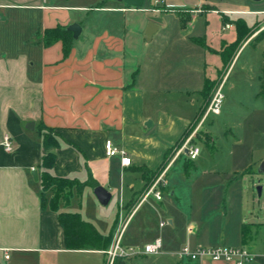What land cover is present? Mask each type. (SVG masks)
<instances>
[{
	"label": "crops",
	"instance_id": "0c3cea01",
	"mask_svg": "<svg viewBox=\"0 0 264 264\" xmlns=\"http://www.w3.org/2000/svg\"><path fill=\"white\" fill-rule=\"evenodd\" d=\"M164 3V12H151V0L139 10L119 0H0V264H103L102 252L119 217L129 214L145 189L142 170L160 171L166 153L193 128L206 106L204 83H217L222 53L237 37L232 22L242 20L248 28L264 22L261 2ZM212 22L221 25L220 33L233 28L234 40L227 42L210 30ZM71 24L82 33L78 39L70 33L66 55L61 41L42 44L43 31L66 30ZM149 24L156 29L147 41ZM213 57L221 62L215 75L208 69ZM29 124L32 130L26 128ZM211 124L206 122L198 134L205 129L211 136L205 128ZM44 130L53 132L57 146H42ZM6 136L10 152L2 145ZM106 141L126 152L129 167H122L118 156L106 157ZM211 143L213 148L204 147L214 151L212 136ZM48 155L54 158L49 170L53 177L86 183L82 192L87 189L97 203L93 189L102 187L110 194L104 207L116 199L110 226L99 216L85 219L69 211L73 196L82 192L72 191L68 205L61 203L58 209L79 214L100 236L110 237L106 249H66L57 213L41 204L40 165ZM198 158L189 160V166L174 163L162 201L142 204L125 229V246L142 248L160 238L162 254L120 264H231L178 260L174 254L184 246L244 247L254 256L251 264H264V207L259 200L249 198L230 179L190 182L186 198L177 191L175 167L182 162L188 177L197 170ZM235 173L233 167L223 172ZM203 174L215 178L220 173ZM51 197L49 193L47 199ZM184 203L187 213L181 221Z\"/></svg>",
	"mask_w": 264,
	"mask_h": 264
},
{
	"label": "rangeland",
	"instance_id": "374dc122",
	"mask_svg": "<svg viewBox=\"0 0 264 264\" xmlns=\"http://www.w3.org/2000/svg\"><path fill=\"white\" fill-rule=\"evenodd\" d=\"M236 1L239 3V0ZM258 8L264 9V0ZM162 12H164V9H162ZM212 24L210 30H216L222 39L227 42L234 40L235 33L233 28L220 33L219 27L221 25L214 22ZM257 29V32L263 31L264 22L261 25L259 24ZM263 49L264 42L256 47L247 45L238 53L230 65L226 84L223 88L224 100L221 105L220 115L209 117V123L212 124L205 127L209 128L208 131L214 140L215 150L210 151L204 147L213 148L211 136L204 129L193 141V144L200 145L198 147L200 155L196 161L197 170L185 177L182 171V162L184 164L186 162L192 164L193 162L182 157L177 159V161L182 162L175 167L172 179L173 184L177 186L179 194L182 197L185 196L183 198L187 197L186 186L190 182H222L230 179L235 180L237 182L236 187L243 189L249 198L259 200L260 205L262 206L263 204L264 207V174L258 173L264 153V101L257 97ZM208 65L209 73L215 75L216 68L221 66V62L218 58L213 57ZM223 73L224 71H221L218 77L219 80L223 77ZM216 84L214 87H216ZM191 129L190 127L186 136L168 152L166 161L175 156L178 149L185 143ZM232 167L236 173L225 176L223 172L231 171ZM204 171L207 173L214 171L220 174L214 178L212 175H204ZM258 188L263 189L261 197L258 194ZM86 190L78 197L73 196L69 211L81 213L85 219L87 217L91 218V216H99L110 226L116 211V199H113L107 207H101L94 200L91 193L88 195ZM67 194L68 189L64 188L62 196ZM184 207H186L185 203L182 204L179 211L181 221L184 220L182 214L186 215L187 213Z\"/></svg>",
	"mask_w": 264,
	"mask_h": 264
},
{
	"label": "built area",
	"instance_id": "2783aa9c",
	"mask_svg": "<svg viewBox=\"0 0 264 264\" xmlns=\"http://www.w3.org/2000/svg\"><path fill=\"white\" fill-rule=\"evenodd\" d=\"M165 10L164 0H151V7L147 11L162 12ZM264 14V11L261 12ZM227 29L228 26H225ZM230 67L224 71L223 77L219 80L214 87L210 99L207 105L198 115L193 128L190 131L185 143L178 149L175 156L166 162L164 168L157 174V176L151 181V183L145 187L136 206L129 212L128 215L121 218L119 217L115 231L112 235L109 247L102 252L104 256L103 264H120L123 261L147 256H159L162 254V241L160 238H156L152 243L144 245L142 248H136L131 246H125L123 244V235L125 229L135 213V211L144 203L153 199L156 202L162 201L163 189L167 185V173L175 160L182 157L188 160H195L200 153L198 146L193 144L196 135L204 128L206 122L209 121V117H216L220 115L221 105L224 100L223 88L226 84L227 75ZM4 151L10 152L12 150L11 140L6 136L3 140ZM105 155L107 158L118 156L122 167H129L131 165L130 158L124 150L114 147L111 141H106L104 144ZM264 159V153H263ZM166 225V222H160L159 227L162 228ZM178 260H187L189 262L201 263L205 261L209 262H225L231 264H251L254 262V256L244 247L229 248V247H211L203 248L198 247L191 249L187 246L182 247L178 252L174 254ZM5 259L8 256L5 255Z\"/></svg>",
	"mask_w": 264,
	"mask_h": 264
},
{
	"label": "trees",
	"instance_id": "16d2710c",
	"mask_svg": "<svg viewBox=\"0 0 264 264\" xmlns=\"http://www.w3.org/2000/svg\"><path fill=\"white\" fill-rule=\"evenodd\" d=\"M232 24L235 26L237 37L235 42L226 47L224 52L222 53V71H225L230 67L237 51L240 49L243 43L258 31L257 27L248 28L242 20H236L232 22ZM70 38V33L62 29L45 30L41 34V41L44 46H49L55 42L61 41L63 43V51L65 55L69 51L67 40L69 41ZM262 42H264V30L257 33V35L250 41V45L256 47ZM259 80L260 87L258 98L264 101V50L262 52V68ZM215 84L216 83L210 84L209 82L204 83L202 95L207 98L205 105H207L211 91L213 90ZM44 131L45 132L42 133V146L44 148L57 146V140L53 135V132L49 130ZM167 154L168 153H166L164 160L165 163L162 166L161 170L164 168L167 162ZM176 162L177 160H175L174 163ZM53 163L54 158L50 155L42 158V162L40 165V169L42 171L39 178L42 192L41 204L42 207H47L50 211L57 213L58 222L64 232V242L66 249L89 251L106 249L109 245L110 237L104 238L100 236L90 224L82 221L79 214L58 213V209L61 203L68 205L72 190H75V192L80 194L86 186V183H80L77 180H68L53 177L49 173V170L52 168ZM189 164V162H186V166H189ZM160 171H157L155 173H148L146 170H142L143 179L146 182L145 187H147L151 183V181L157 176ZM64 188L68 189V194L66 196H62ZM49 193H52V197L47 199V195Z\"/></svg>",
	"mask_w": 264,
	"mask_h": 264
},
{
	"label": "water",
	"instance_id": "95a60500",
	"mask_svg": "<svg viewBox=\"0 0 264 264\" xmlns=\"http://www.w3.org/2000/svg\"><path fill=\"white\" fill-rule=\"evenodd\" d=\"M119 1L127 8L139 10V9H142L145 0H119ZM250 1L254 2V3H260L263 0H250ZM155 29H156L155 25H153V24L148 25V28H147V31L145 34V39L147 41H150L151 36L154 33ZM66 31L72 34L73 39H78L82 33V28H80V26H78L77 24H71L66 28ZM26 128L32 130L33 125L29 124V127H26ZM258 173L264 174V161H262L260 163V166L258 168ZM32 177H33L34 181H37L36 172H32ZM257 191H258V194L260 195L261 189L258 188ZM93 193H94L98 203L101 206L104 207L108 204V202L110 200V194L105 189H103L102 187H95L93 189Z\"/></svg>",
	"mask_w": 264,
	"mask_h": 264
}]
</instances>
